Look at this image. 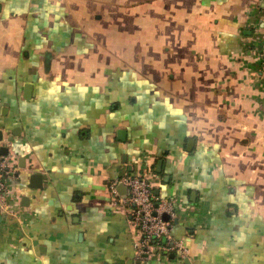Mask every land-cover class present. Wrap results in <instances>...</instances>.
<instances>
[{"label": "crops", "instance_id": "crops-1", "mask_svg": "<svg viewBox=\"0 0 264 264\" xmlns=\"http://www.w3.org/2000/svg\"><path fill=\"white\" fill-rule=\"evenodd\" d=\"M0 131V264H264V0H0ZM145 172L184 256L137 258Z\"/></svg>", "mask_w": 264, "mask_h": 264}, {"label": "built area", "instance_id": "built-area-1", "mask_svg": "<svg viewBox=\"0 0 264 264\" xmlns=\"http://www.w3.org/2000/svg\"><path fill=\"white\" fill-rule=\"evenodd\" d=\"M3 146L8 148L9 144L0 142V209L7 214H14L16 204L9 198V181L15 174L14 157L9 151L7 154L3 153L1 150ZM119 183H124L128 187L129 198L121 197L117 187ZM111 193L115 200L129 202L133 206L131 224L137 258L147 260L157 257L163 260L167 253L174 249L180 255H186V242L174 241L171 234L176 206L173 201L160 199L154 194L149 173H139L114 182ZM180 208L183 209L182 206ZM165 214L169 216L168 220L164 218Z\"/></svg>", "mask_w": 264, "mask_h": 264}, {"label": "water", "instance_id": "water-1", "mask_svg": "<svg viewBox=\"0 0 264 264\" xmlns=\"http://www.w3.org/2000/svg\"><path fill=\"white\" fill-rule=\"evenodd\" d=\"M2 137H3V134H2V132L0 131V140L2 139ZM1 150H2V152H3L4 154L7 153V151H8L6 147H2ZM119 187H120V188H123V184L120 183V184H119ZM164 218H165L166 220H168V219H169V216H168L167 214H165V215H164Z\"/></svg>", "mask_w": 264, "mask_h": 264}]
</instances>
